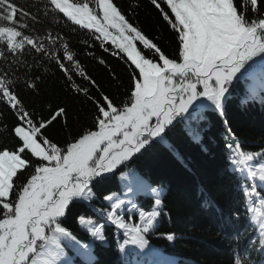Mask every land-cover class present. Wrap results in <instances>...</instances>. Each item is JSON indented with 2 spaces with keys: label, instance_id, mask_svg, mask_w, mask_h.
<instances>
[{
  "label": "snow or ice",
  "instance_id": "6c2138e0",
  "mask_svg": "<svg viewBox=\"0 0 264 264\" xmlns=\"http://www.w3.org/2000/svg\"><path fill=\"white\" fill-rule=\"evenodd\" d=\"M150 4L170 30L172 51L135 21L132 9L138 4L0 0V133L15 141L0 144V264H72L62 259L65 241L83 264H93L92 243L82 244L67 227L85 202L103 207L92 208L97 219L77 215L76 224L102 244L107 226L122 232V264H176L148 239L166 214V187L153 186L129 165L157 145L183 163L177 129L204 147L203 122L211 113L223 116L234 94L240 105L264 98V0ZM77 33L85 37L79 46L73 43ZM95 48L126 65L124 98L100 90L89 74L81 56L94 58L118 79ZM49 65L93 106L91 124L62 141L51 139L47 130L60 119L67 126L66 108L58 106L45 118L29 110L24 99L25 90L38 91ZM5 112L14 117L11 128L4 123ZM226 147L238 183L244 182L246 212L264 209V190L248 183L257 178L264 183V148L242 151L234 136ZM117 172L120 190L109 191ZM211 203L205 200L204 206ZM136 213L139 222H130ZM231 224V216L221 214L222 230ZM247 227L259 238L244 248L237 245L239 254L234 250L229 264H264V215L250 218ZM166 239L175 236L169 232Z\"/></svg>",
  "mask_w": 264,
  "mask_h": 264
},
{
  "label": "trees",
  "instance_id": "16d2710c",
  "mask_svg": "<svg viewBox=\"0 0 264 264\" xmlns=\"http://www.w3.org/2000/svg\"><path fill=\"white\" fill-rule=\"evenodd\" d=\"M121 2L138 4L139 7L132 9L135 13V21L151 36L158 37L169 51L175 49L176 44L170 30L163 24L150 0H121ZM84 38L82 34L77 33L73 37V43L79 46V40ZM93 50L96 56L106 59L118 79L114 80L109 68L100 65L94 58L81 56L89 74L97 81L100 90L115 98H124L128 83L126 65L99 48ZM49 69L48 73H42L43 80L38 91L31 93L25 90L24 99L29 110L45 118L58 106L66 108L67 126L63 119L54 122L60 131L50 137L54 141H62L91 124L93 106L86 97L71 90L68 82L55 67L49 65ZM77 82H81L79 78ZM90 91L96 94L95 89ZM13 122L12 114L5 112L4 123L11 128ZM203 123L204 147L190 141L179 129L175 131L174 135L184 154L183 163L178 161L165 146L157 145L129 166L140 171L150 183H153V186L166 187L167 195L164 201L166 214L162 217L159 229L148 239L150 245L161 248L166 255L173 257L176 264H229L233 251L239 254L237 245L239 248H244L249 240L255 243L259 238L258 232L247 227L249 219L264 215V209L254 213L246 212L248 198L241 187L244 182L241 180L238 183L237 174L231 167L230 152L226 147L234 136L241 142L242 151L258 152L264 148V98L257 96L247 104L240 105L234 94L223 116L211 113ZM14 142L7 133H0V144ZM119 176L118 173L112 177L109 191L120 190L117 187L121 185ZM248 183H255L258 186L257 191L264 190V183L258 178ZM142 196L143 194L140 196L141 199ZM205 200L212 202L209 207L204 206ZM102 207L101 202H93L91 208L87 202L78 204L73 216L68 220L67 227L82 244L92 243L93 264H122L126 256V253L119 251V244L124 240L122 232L116 233L113 226H107L105 234L108 239L102 244L99 241H92V238L76 224L75 217L80 214L85 215L86 218L97 219L92 208ZM221 214L224 217L231 216L232 224L227 229L222 230ZM130 222H139L138 213L132 214ZM169 232L175 236L173 241L166 239V234ZM66 249L68 255L65 259L71 260L72 264H83V259L77 252Z\"/></svg>",
  "mask_w": 264,
  "mask_h": 264
},
{
  "label": "rangeland",
  "instance_id": "374dc122",
  "mask_svg": "<svg viewBox=\"0 0 264 264\" xmlns=\"http://www.w3.org/2000/svg\"><path fill=\"white\" fill-rule=\"evenodd\" d=\"M60 131L58 126H55L54 123L52 126L49 127V130L47 131V134L49 135V137L55 136L56 134H58V132ZM119 182L121 183V177L119 176L118 178ZM72 249L73 252H76L73 247L71 245L68 244L67 241L64 242V250H65V257L62 259H65L68 255V250L66 249Z\"/></svg>",
  "mask_w": 264,
  "mask_h": 264
}]
</instances>
